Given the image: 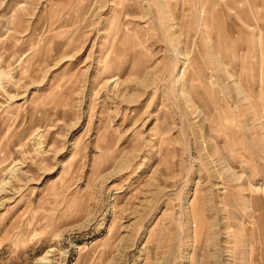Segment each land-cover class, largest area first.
<instances>
[{
  "label": "rangeland",
  "instance_id": "1",
  "mask_svg": "<svg viewBox=\"0 0 264 264\" xmlns=\"http://www.w3.org/2000/svg\"><path fill=\"white\" fill-rule=\"evenodd\" d=\"M0 73V264H264V0H0Z\"/></svg>",
  "mask_w": 264,
  "mask_h": 264
},
{
  "label": "bare ground",
  "instance_id": "2",
  "mask_svg": "<svg viewBox=\"0 0 264 264\" xmlns=\"http://www.w3.org/2000/svg\"><path fill=\"white\" fill-rule=\"evenodd\" d=\"M0 74H1V73H0ZM0 76H1V75H0ZM9 171H10L9 174H11L12 170L10 169ZM13 171H15V169H14ZM12 173H13V172H12ZM5 182H6V181H3L2 184H4ZM44 261H46V256L43 257L42 259H40V260L38 261L37 264H44Z\"/></svg>",
  "mask_w": 264,
  "mask_h": 264
}]
</instances>
